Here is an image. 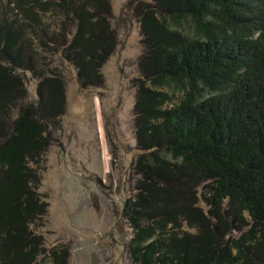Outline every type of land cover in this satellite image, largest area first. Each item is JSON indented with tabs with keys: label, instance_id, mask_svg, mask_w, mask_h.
Here are the masks:
<instances>
[{
	"label": "trees",
	"instance_id": "obj_1",
	"mask_svg": "<svg viewBox=\"0 0 264 264\" xmlns=\"http://www.w3.org/2000/svg\"><path fill=\"white\" fill-rule=\"evenodd\" d=\"M133 124L141 151L122 215L134 264H264V0H151ZM110 0H0V264H67L35 227L58 54L82 88L114 50ZM23 71L37 79L28 100Z\"/></svg>",
	"mask_w": 264,
	"mask_h": 264
},
{
	"label": "rangeland",
	"instance_id": "obj_2",
	"mask_svg": "<svg viewBox=\"0 0 264 264\" xmlns=\"http://www.w3.org/2000/svg\"><path fill=\"white\" fill-rule=\"evenodd\" d=\"M143 2L151 0H110L116 44L102 65L101 84L80 87L74 66L48 55L65 82L66 107L41 162L38 191L47 210L35 229L47 248L67 249V264H134L122 210L139 178L133 106L145 46L134 11ZM23 74L34 100L37 79Z\"/></svg>",
	"mask_w": 264,
	"mask_h": 264
}]
</instances>
